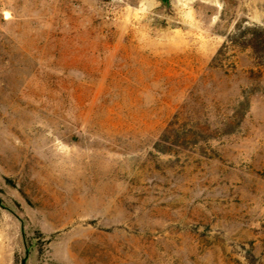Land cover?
Wrapping results in <instances>:
<instances>
[{"label":"rangeland","instance_id":"rangeland-1","mask_svg":"<svg viewBox=\"0 0 264 264\" xmlns=\"http://www.w3.org/2000/svg\"><path fill=\"white\" fill-rule=\"evenodd\" d=\"M0 264H264V0H0Z\"/></svg>","mask_w":264,"mask_h":264},{"label":"crops","instance_id":"crops-1","mask_svg":"<svg viewBox=\"0 0 264 264\" xmlns=\"http://www.w3.org/2000/svg\"><path fill=\"white\" fill-rule=\"evenodd\" d=\"M121 1H125V2H135V1H140V0H121Z\"/></svg>","mask_w":264,"mask_h":264},{"label":"built area","instance_id":"built-area-1","mask_svg":"<svg viewBox=\"0 0 264 264\" xmlns=\"http://www.w3.org/2000/svg\"><path fill=\"white\" fill-rule=\"evenodd\" d=\"M111 2H120L121 0H110Z\"/></svg>","mask_w":264,"mask_h":264},{"label":"trees","instance_id":"trees-1","mask_svg":"<svg viewBox=\"0 0 264 264\" xmlns=\"http://www.w3.org/2000/svg\"><path fill=\"white\" fill-rule=\"evenodd\" d=\"M219 54V53H218Z\"/></svg>","mask_w":264,"mask_h":264}]
</instances>
